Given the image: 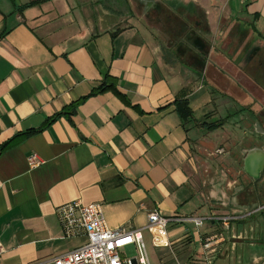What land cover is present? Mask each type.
Here are the masks:
<instances>
[{"label": "crops", "instance_id": "obj_1", "mask_svg": "<svg viewBox=\"0 0 264 264\" xmlns=\"http://www.w3.org/2000/svg\"><path fill=\"white\" fill-rule=\"evenodd\" d=\"M194 30L207 47L183 41ZM252 65L264 73V0H0V264H53L86 245L57 216L75 202L102 205L110 229L145 243L154 211L237 218L173 222L164 264L264 245V214L246 215L264 205V170L247 169L264 155ZM107 77L119 94L91 97Z\"/></svg>", "mask_w": 264, "mask_h": 264}, {"label": "built area", "instance_id": "obj_2", "mask_svg": "<svg viewBox=\"0 0 264 264\" xmlns=\"http://www.w3.org/2000/svg\"><path fill=\"white\" fill-rule=\"evenodd\" d=\"M30 164L35 167L39 165V161L32 158ZM262 214H264V205L246 213L249 218ZM57 216L68 237L84 234L87 244L71 253L54 258L53 264H151L142 231L110 229L102 205H85L75 202L58 208ZM236 219L235 215L213 216L210 219L194 217L173 219L166 217L160 211H154L148 215L145 231L151 235L155 249H171L169 228L173 222L189 223L201 228L207 221H220L227 225ZM204 247L206 250H212L213 241H208ZM128 248H135L138 257L135 259L123 257ZM36 264H43V262Z\"/></svg>", "mask_w": 264, "mask_h": 264}, {"label": "rangeland", "instance_id": "obj_3", "mask_svg": "<svg viewBox=\"0 0 264 264\" xmlns=\"http://www.w3.org/2000/svg\"><path fill=\"white\" fill-rule=\"evenodd\" d=\"M254 65L247 69L250 75H257L259 79L264 82L263 72L252 69ZM255 68V67H254ZM220 119H215L214 122H218ZM146 246L151 264H164L161 260L160 253L157 249L152 246L151 239H146ZM124 256L127 259H135L138 254L135 248H128L124 252ZM260 256H264V245H259L256 247L250 246V244L245 243L242 247H238L237 250L232 252H217L213 258H211V264H264V259L255 262L254 260ZM255 262V263H254ZM204 264V263H202ZM207 264V263H205Z\"/></svg>", "mask_w": 264, "mask_h": 264}, {"label": "trees", "instance_id": "obj_4", "mask_svg": "<svg viewBox=\"0 0 264 264\" xmlns=\"http://www.w3.org/2000/svg\"><path fill=\"white\" fill-rule=\"evenodd\" d=\"M40 3L41 2L32 3V4L28 5V6L31 7V6H34V5H38ZM161 12L162 11L160 10V13ZM188 35L190 36V39L189 40L188 39H186V40L183 39V41L186 42V43L189 42V46H194L195 49L198 46L202 47V48L207 47L206 46V42L201 39L200 35L195 30L189 32ZM179 40L180 39H176V41H179ZM206 55H207V52H206V54L204 52L200 56H202L203 58H206ZM111 91L115 92L116 94H119L118 91H117V82H116V80L114 78H112V77H107L105 79L104 83L101 85V87H99L97 90H95L92 93L91 97L98 96L100 94H105V93H108V92H111ZM83 101L74 103L70 107H68L66 110H64L63 112L57 114L55 117H53L52 119H50L46 123L45 127L53 125L56 121H58L61 118H67V119L71 120V118L76 115L77 110H78L79 106L83 103ZM176 108H177L178 114L180 115V117L183 120H189L190 118L193 117V112H192V109L190 108V104H189L188 100H186V99L179 100L176 103ZM209 129L213 130V127H209ZM31 134H34V132L26 133L24 135H21V136H19V138L28 137ZM15 141L16 140H13V141L7 143L4 147H2V151L6 150V149H9L15 143Z\"/></svg>", "mask_w": 264, "mask_h": 264}, {"label": "water", "instance_id": "obj_5", "mask_svg": "<svg viewBox=\"0 0 264 264\" xmlns=\"http://www.w3.org/2000/svg\"><path fill=\"white\" fill-rule=\"evenodd\" d=\"M261 160L262 161H259V163L256 167L252 165L253 161H252V163L250 162L249 163L250 166L249 165L247 166L248 173H251L253 176L256 177L259 172H262L264 170V155H262Z\"/></svg>", "mask_w": 264, "mask_h": 264}, {"label": "flooded vegetation", "instance_id": "obj_6", "mask_svg": "<svg viewBox=\"0 0 264 264\" xmlns=\"http://www.w3.org/2000/svg\"><path fill=\"white\" fill-rule=\"evenodd\" d=\"M263 115H264V111H263Z\"/></svg>", "mask_w": 264, "mask_h": 264}]
</instances>
